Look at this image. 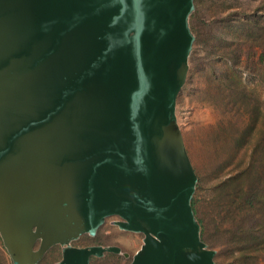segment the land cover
<instances>
[{
    "label": "water",
    "instance_id": "1",
    "mask_svg": "<svg viewBox=\"0 0 264 264\" xmlns=\"http://www.w3.org/2000/svg\"><path fill=\"white\" fill-rule=\"evenodd\" d=\"M193 0H0V237L13 264H88L104 218L129 264H215L176 119ZM36 246V248H35ZM127 255V254H125Z\"/></svg>",
    "mask_w": 264,
    "mask_h": 264
},
{
    "label": "trees",
    "instance_id": "2",
    "mask_svg": "<svg viewBox=\"0 0 264 264\" xmlns=\"http://www.w3.org/2000/svg\"><path fill=\"white\" fill-rule=\"evenodd\" d=\"M196 1L189 16L192 25L200 22ZM261 4L248 13L250 27L244 35L232 38L222 49L215 43L207 49L209 78L218 81L219 96L214 100L222 112L209 142L214 156L229 161L231 169L214 185L207 205L195 190L190 201L201 238L210 244L237 246L235 264H246L248 258L264 264V96L240 77L244 71L264 81V1ZM194 39L196 35L192 44ZM215 55H223L225 62L218 64ZM193 167L196 187L201 171ZM0 245V264H13L1 237Z\"/></svg>",
    "mask_w": 264,
    "mask_h": 264
},
{
    "label": "rangeland",
    "instance_id": "3",
    "mask_svg": "<svg viewBox=\"0 0 264 264\" xmlns=\"http://www.w3.org/2000/svg\"><path fill=\"white\" fill-rule=\"evenodd\" d=\"M263 1L197 0L196 12L199 14L200 22L192 25V21L191 24L189 21L196 39L193 41L188 56L186 79L176 98L175 113L191 162L201 171V178L195 191L201 201L202 199L204 202L206 201L205 205L208 204L214 185L220 179L228 176L231 169L229 161L222 160L218 155L214 156L209 142L210 133L218 130L217 122L222 118V112L221 106L215 104L214 97L218 98L219 96L218 81L209 78L210 69L207 64L206 52L210 48V44L215 43V47L216 44H220L222 49L229 44L232 38L244 35L250 27L248 13L256 6L262 7L260 5ZM217 57L218 64L225 62L223 55H215V58ZM240 77L247 85L255 87L261 93V97L264 96V81H260L257 77L254 78L244 71H241ZM111 219L119 220L116 216L107 218L106 224L102 228L109 227L108 223ZM106 236V239H102V233H98L97 236L84 234L80 238V245L98 244L100 240L104 246L120 245L119 241L126 239L131 243H124L121 254L117 253L113 256L106 254L104 258L97 259V264H129L133 254L143 242L142 234L121 228L119 231L110 230ZM207 246L215 249V264H235L233 250L237 249V246L233 248L215 243H207ZM0 250L3 252L1 245ZM7 257L10 262V256L7 255ZM46 258L38 264H56L55 259H52L49 253ZM237 261L240 260L237 259L235 262ZM245 263L262 264V261L248 258Z\"/></svg>",
    "mask_w": 264,
    "mask_h": 264
},
{
    "label": "crops",
    "instance_id": "4",
    "mask_svg": "<svg viewBox=\"0 0 264 264\" xmlns=\"http://www.w3.org/2000/svg\"><path fill=\"white\" fill-rule=\"evenodd\" d=\"M107 220V219H106ZM116 219H111L110 221H109V227H107V228H102L105 224H106V221H105V223H103V225L102 226H100V231H99V233H102V239H106V234H108L109 232H110V230H113V231H119L120 230V228H119V226L116 224ZM128 231V230H127ZM132 232V231H131ZM134 233H139V232H134ZM140 234H142V233H140ZM104 235V236H103ZM143 235V234H142ZM102 240H100V242L98 243V244H90V245H99V246H102V247H109V246H104V244L101 242ZM119 243H120V245H111V246H115V247H118L119 248V252H113V251H105V252H103L102 253V255H100V256H97V255H91L90 257H89V261H88V264H97L98 262L96 261L97 259H102V258H104V256H106V254H109V255H111V256H113V255H116L117 253L118 254H121V252H122V246H124L125 244L124 243H131L128 239H126V240H120L119 241ZM142 244V243H141ZM70 246H72V247H75V248H83V247H87V246H89V245H80V237L79 238H77V239H75V240H72L71 242H70ZM36 248V247H35ZM62 248H63V246H61V245H59V244H56V245H53V246H51L47 251H46V253L44 254V256L42 257V259L41 260H43V259H47L46 258V256L48 255V253H49V255H51V258L52 259H55L54 261L56 262V264H58L61 260H62ZM138 250V249H137ZM126 253H124V255H125ZM41 260H39L36 264H38ZM113 260H115V259H113Z\"/></svg>",
    "mask_w": 264,
    "mask_h": 264
},
{
    "label": "flooded vegetation",
    "instance_id": "5",
    "mask_svg": "<svg viewBox=\"0 0 264 264\" xmlns=\"http://www.w3.org/2000/svg\"><path fill=\"white\" fill-rule=\"evenodd\" d=\"M110 217H115V215H111V216H107V217H105L103 223H105L106 219H107V218H110ZM116 217H118V216H116ZM118 218H119V217H118ZM103 223H102L100 226H102ZM99 231H100V227L98 228L96 234L93 235V236H97V234L99 233ZM83 235H84V234H82V235L80 236V238H81ZM91 246H98V245H89V246H87V247H91ZM35 247H36V246H35ZM83 248H86V247H83Z\"/></svg>",
    "mask_w": 264,
    "mask_h": 264
}]
</instances>
